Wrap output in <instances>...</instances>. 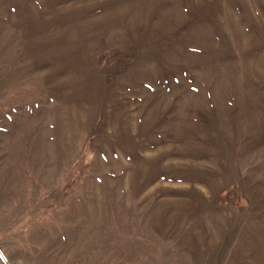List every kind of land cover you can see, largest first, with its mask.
I'll return each instance as SVG.
<instances>
[{
    "label": "rangeland",
    "instance_id": "1",
    "mask_svg": "<svg viewBox=\"0 0 264 264\" xmlns=\"http://www.w3.org/2000/svg\"><path fill=\"white\" fill-rule=\"evenodd\" d=\"M0 264H264V0H0Z\"/></svg>",
    "mask_w": 264,
    "mask_h": 264
}]
</instances>
